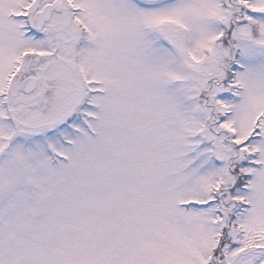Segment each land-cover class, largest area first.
I'll return each mask as SVG.
<instances>
[{
    "label": "snow or ice",
    "instance_id": "snow-or-ice-1",
    "mask_svg": "<svg viewBox=\"0 0 264 264\" xmlns=\"http://www.w3.org/2000/svg\"><path fill=\"white\" fill-rule=\"evenodd\" d=\"M0 264H264V0H0Z\"/></svg>",
    "mask_w": 264,
    "mask_h": 264
}]
</instances>
